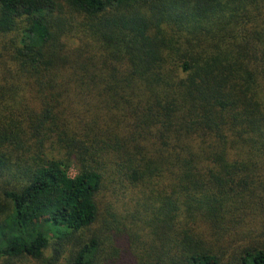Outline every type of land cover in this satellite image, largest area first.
Instances as JSON below:
<instances>
[{"label": "trees", "instance_id": "16d2710c", "mask_svg": "<svg viewBox=\"0 0 264 264\" xmlns=\"http://www.w3.org/2000/svg\"><path fill=\"white\" fill-rule=\"evenodd\" d=\"M0 264H264V0H0Z\"/></svg>", "mask_w": 264, "mask_h": 264}, {"label": "rangeland", "instance_id": "374dc122", "mask_svg": "<svg viewBox=\"0 0 264 264\" xmlns=\"http://www.w3.org/2000/svg\"><path fill=\"white\" fill-rule=\"evenodd\" d=\"M70 175H71V176H74V175H75V170H74V169H71V170H70Z\"/></svg>", "mask_w": 264, "mask_h": 264}]
</instances>
